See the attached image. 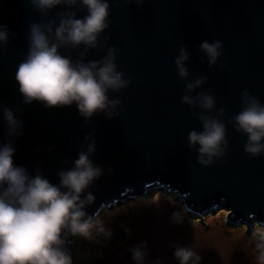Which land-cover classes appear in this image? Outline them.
<instances>
[{
	"label": "water",
	"instance_id": "obj_1",
	"mask_svg": "<svg viewBox=\"0 0 264 264\" xmlns=\"http://www.w3.org/2000/svg\"><path fill=\"white\" fill-rule=\"evenodd\" d=\"M154 187L264 223V0H0V264Z\"/></svg>",
	"mask_w": 264,
	"mask_h": 264
},
{
	"label": "rangeland",
	"instance_id": "obj_2",
	"mask_svg": "<svg viewBox=\"0 0 264 264\" xmlns=\"http://www.w3.org/2000/svg\"><path fill=\"white\" fill-rule=\"evenodd\" d=\"M175 191L154 187L102 207L92 230L77 231L74 264H264L262 221L253 217L250 230L227 221L228 204L189 213Z\"/></svg>",
	"mask_w": 264,
	"mask_h": 264
},
{
	"label": "trees",
	"instance_id": "obj_3",
	"mask_svg": "<svg viewBox=\"0 0 264 264\" xmlns=\"http://www.w3.org/2000/svg\"><path fill=\"white\" fill-rule=\"evenodd\" d=\"M205 218V217H204ZM204 219H202V221H203ZM257 224L261 227V225H260V222H257ZM256 226V225H255ZM247 227H248V225H247ZM263 231H264V229H262Z\"/></svg>",
	"mask_w": 264,
	"mask_h": 264
},
{
	"label": "bare ground",
	"instance_id": "obj_4",
	"mask_svg": "<svg viewBox=\"0 0 264 264\" xmlns=\"http://www.w3.org/2000/svg\"><path fill=\"white\" fill-rule=\"evenodd\" d=\"M109 208V207H108Z\"/></svg>",
	"mask_w": 264,
	"mask_h": 264
}]
</instances>
